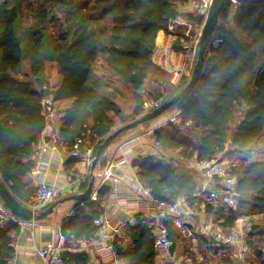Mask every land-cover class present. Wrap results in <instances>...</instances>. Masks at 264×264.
Returning <instances> with one entry per match:
<instances>
[{
    "label": "trees",
    "instance_id": "16d2710c",
    "mask_svg": "<svg viewBox=\"0 0 264 264\" xmlns=\"http://www.w3.org/2000/svg\"><path fill=\"white\" fill-rule=\"evenodd\" d=\"M183 1L0 0V179L19 202L32 203L38 190L25 179L35 171L38 145L47 126L45 99H52L55 106L70 102L61 113L57 111L56 119L64 151L70 153L80 140L81 153L92 149L96 155L110 134L145 115L146 104L154 103V110L187 85L189 77L174 89L170 76L152 61L159 33L169 34L178 18L203 23V18L182 12ZM49 64L55 65L60 79L56 86L48 78ZM171 110L179 112L184 126L189 124L187 128L195 133L190 138L173 125L154 132L162 152L175 155L172 162L231 157L230 174L238 181L237 205L206 208L218 227L230 232L240 216L263 214L264 162L249 157L264 153V3L237 0L236 5L229 1L224 6L198 84ZM236 154L244 156L235 159ZM80 164L78 158L66 163L67 173L75 180L81 176ZM133 167L153 199L183 200L196 212L205 202L198 196V182L172 165L145 158ZM107 191L104 186L99 200L90 203L94 209L76 210L62 225L67 242L97 238L95 220L104 214L99 211L100 198ZM168 229L174 235L173 227ZM18 233L16 224L0 225V264H11L15 258ZM124 235L128 246L113 245L119 259L155 264L152 227L138 218ZM259 236L264 239V230ZM199 240L203 248L213 245L212 256L219 249H233ZM61 261L90 264L85 253L65 252ZM227 264H264V248L254 252L253 260L248 255L244 263Z\"/></svg>",
    "mask_w": 264,
    "mask_h": 264
},
{
    "label": "crops",
    "instance_id": "0c3cea01",
    "mask_svg": "<svg viewBox=\"0 0 264 264\" xmlns=\"http://www.w3.org/2000/svg\"><path fill=\"white\" fill-rule=\"evenodd\" d=\"M167 39L168 33L160 32L157 38V45L163 44ZM64 103L65 108L70 105V102ZM65 108L60 111L58 110V112L61 113ZM175 112L176 111L172 113L168 112V119H170ZM157 120L140 126L138 130L124 133L107 149V152L105 153L106 163L103 167L98 164L94 172L96 181L93 196L89 202L79 204L76 201H65L58 206L52 215L39 222L44 228H35L33 231L22 230L19 228V233L14 237L15 258L11 264H43L41 262H34L33 256L36 249H42L52 241H55L58 244L61 241V238H64L61 234L62 225L69 220L76 210L82 209L85 213H88L90 208L94 209L90 203L99 200L98 195L95 194V190L102 174L109 166L115 165L120 161H126L127 164L111 169V172L114 176L119 178L120 181L107 185L108 191L106 195L100 198L99 207V211H103L110 221L111 232L118 231L116 238L111 242L105 243L98 241V235L96 239L89 241L67 242L65 238L64 240L66 247L65 252L88 254L90 264H128L119 259L113 250L115 242H118L122 246L129 245V242L124 235L126 227L129 225H135L137 219L140 218L144 223L152 227L155 235L157 233L152 197L149 194V191L144 188L139 181L136 174L137 170L133 167V164L135 161L145 158H152L156 163L166 164L161 161V157L168 156V158L171 159L172 157H175L171 152H169V154L162 152L153 135L156 130L169 129L171 124H169V120H167L166 125H160L156 122ZM179 120L181 124L180 117ZM51 145L49 131L45 129L38 145V154L35 157V171L25 180L28 184L34 187H38V184L41 181H45L49 186L53 187L58 192V197L53 203L55 204L56 202H61L65 199L83 194L88 188L90 176L85 179L81 178L82 166L80 164L77 166V169L80 171L81 176L76 180L73 179V176L69 175L66 171V163L69 160L68 154L63 149L53 150L52 148H49ZM179 171L181 173L183 172L182 170ZM185 172L186 173L182 174L192 176L194 180L198 182L200 188L203 183V177L195 172ZM85 183H87V187L84 189L83 186ZM214 184L216 185L218 182H214ZM30 204L26 206L28 207ZM52 205L40 212L47 210ZM40 212H37L36 214H39ZM188 224L195 227L196 230L199 226L220 229L218 227L219 222L215 220L214 216L201 210L195 215V220H191ZM168 226L173 227L172 225ZM172 231L174 235L170 236L172 242L171 249L166 251L156 248L157 254L155 264H180L181 252L183 249L181 248V245L185 243H193V245H195L196 241L182 240L174 227ZM173 236L176 238L177 242L173 241ZM197 238H205L210 242L202 232H199ZM198 245V247L201 248L199 251L203 253L202 245L200 243H198ZM202 253L196 258L197 261H199ZM222 254L223 252L219 251V253L214 256L217 257ZM189 263H191V261H188V264ZM51 264H62V261L52 262Z\"/></svg>",
    "mask_w": 264,
    "mask_h": 264
},
{
    "label": "built area",
    "instance_id": "2783aa9c",
    "mask_svg": "<svg viewBox=\"0 0 264 264\" xmlns=\"http://www.w3.org/2000/svg\"><path fill=\"white\" fill-rule=\"evenodd\" d=\"M213 0H184L181 4V10L184 14H192L196 17L204 19L200 31L196 33L185 32L182 38L177 33L172 32L175 23L181 19L178 18L171 27L168 39L163 44L157 45L153 55V63L166 72L170 76V82L174 89L182 86L185 77L191 73L193 66L198 56V44L200 42L203 27L205 25L209 10ZM233 4H237V0H231ZM179 46L175 44L179 41ZM43 113L47 120L46 130L49 131V138L53 150L63 149L58 134V126L56 124L57 110L52 99H45L42 103ZM154 108L153 104L145 105V114ZM171 125H179V112H175L168 121ZM81 141L78 140L74 145L73 150L67 153L69 158H78L82 166V179L91 175V168L95 160V154L92 149L81 153ZM64 150V149H63ZM161 161L168 165H172L177 170L195 172L203 177L198 196L203 198L205 202L200 207L201 211H206L208 206L214 208H234L237 205L238 196V181L230 174L227 162L221 158L192 160L184 164L172 162L168 156L161 157ZM126 161H120L115 165L109 166L102 174L98 185L96 186L95 194L98 195L104 186L111 183H117L119 178L114 176L111 169L126 165ZM218 182V184H214ZM150 194V192H149ZM58 197V192L45 181L38 184V190L34 201L28 206L34 213L40 212L52 205ZM154 208V218L156 221V235L154 239L155 248L169 251L172 247L170 240L169 226L172 225L178 232L179 237L186 241H196L199 232H202L210 243L223 247L228 246L234 249V260L245 262L251 252L247 234L242 230L234 229L230 232H225L218 228L208 227H192L188 224L191 220H195L196 211L189 208L185 201L177 203H167L158 199L152 198ZM263 214L254 216V218H263ZM16 224L22 230H34L35 228H44L42 224L35 221H24L13 215L4 203L0 200V225L5 223ZM196 224V221H195ZM95 225L98 229V241L105 243L111 242L118 235V231L111 232V224L105 214H101L96 220ZM66 251L65 240L57 244L55 241L48 243L42 249H36L34 253V262L43 264H51L52 262H61V255ZM199 262L202 264H212L203 256Z\"/></svg>",
    "mask_w": 264,
    "mask_h": 264
},
{
    "label": "water",
    "instance_id": "95a60500",
    "mask_svg": "<svg viewBox=\"0 0 264 264\" xmlns=\"http://www.w3.org/2000/svg\"><path fill=\"white\" fill-rule=\"evenodd\" d=\"M229 1L231 2V0H213L212 1L209 14L207 16L205 25L203 27L202 36L198 44V56H197L196 64L194 66L191 78L189 82L187 83V85L182 89V91L175 98L159 105L154 110L146 113L145 115H143L141 118H139L135 122L127 124L121 128H118L104 140V142L97 149L95 160L91 168L90 182H89L87 190L83 194L65 199L64 201H61V202H56L51 207H49L47 210L40 212L39 214H36L29 207L19 202L13 196L9 188L0 179V199L4 203L6 208L9 209L13 215H15L21 220L41 222L45 220L48 216L52 215L54 211L58 208V206L64 203L65 201H76L79 204L89 202L93 196L94 185L96 181L94 172L99 164L101 157L106 152V150L113 144V142L116 139H118L121 135H123L124 133L135 130L142 125H145L154 120H157L158 118H160L161 116L169 112L174 106L183 102L194 91L200 79L201 71L205 63V54H206L208 44L218 25L221 12L223 11L224 6ZM241 1L249 3V4L264 3V0H241Z\"/></svg>",
    "mask_w": 264,
    "mask_h": 264
},
{
    "label": "rangeland",
    "instance_id": "374dc122",
    "mask_svg": "<svg viewBox=\"0 0 264 264\" xmlns=\"http://www.w3.org/2000/svg\"><path fill=\"white\" fill-rule=\"evenodd\" d=\"M234 5H236V4H234ZM180 18L181 19H179L175 23V26L173 27L172 32L180 33L182 35L185 32L196 33L198 31H200L202 24H198L197 22H195L193 20H189V18L186 16L185 17L182 16ZM195 64H196V62H195ZM194 66H193V69H194ZM193 69L188 76L189 77L188 82L191 78ZM47 74H48V78H49V80L53 86H56L60 82V79H59L57 72H56L55 65L49 64L47 66ZM165 78H167L166 75H165ZM151 79H153V78H151ZM149 104L155 105L154 103H149ZM63 108H65V103L60 104V105L58 104L57 106H55V109L57 111L58 110L60 111ZM174 111L175 110H171L169 112L172 113ZM167 120H169L168 119V112L166 114H164L163 116H161L156 122L160 125H166ZM188 125L189 124H185V126H184V124L181 122V124L173 125V126H176L180 131H182L185 134V136H188L190 138H194L195 133L193 132V130L191 128H189V127L187 128ZM135 130H138V128ZM230 149L231 148H229V151H230ZM243 156H244V154L241 156H240V154H236L235 159L242 158ZM223 159H224V161L227 162L228 167H230L232 164L231 163V157L225 156V157H223ZM249 159L251 161H254V162H264V153L251 155L249 157ZM234 161H236L238 163V160H234ZM182 173H186V172L183 171ZM255 227L257 230H255ZM236 229L242 230L245 234H247L248 240L250 242H252V245L250 248H253V250L251 249V252L249 255H250V259L253 260L254 252L256 250H259L260 248H264V239L259 236L260 232H262L264 230V217L256 219V218H254V216L249 217V218L247 216H240L237 220ZM172 239L174 242H177V240L174 236ZM198 241H200L199 238L196 239L195 245H193V243H187V244L185 243V244L181 245V248H183V249L181 252V263L180 264H188V261H191V263H189V264H195V262L197 261L196 258L199 257L200 254L202 253L201 251H199V250H201V248L198 247L199 246L198 243H200ZM211 248H213V245L204 246V248H203L204 253H202L201 256L205 257L207 255L208 258L205 259L206 261H208V262L212 261V264H227L229 261L235 262V260H234V253H235L234 249H219L223 252L224 255L222 254V255H219L216 257L214 255L212 256V253L210 252ZM237 262H239V261H237ZM240 263H244V262H240Z\"/></svg>",
    "mask_w": 264,
    "mask_h": 264
}]
</instances>
